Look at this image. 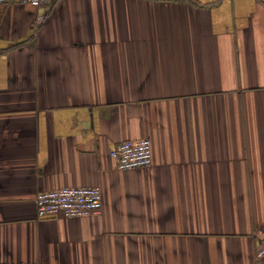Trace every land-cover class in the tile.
I'll return each instance as SVG.
<instances>
[{
  "label": "crops",
  "instance_id": "obj_1",
  "mask_svg": "<svg viewBox=\"0 0 264 264\" xmlns=\"http://www.w3.org/2000/svg\"><path fill=\"white\" fill-rule=\"evenodd\" d=\"M63 186L100 212L38 216ZM263 231L264 0L0 3V264H264Z\"/></svg>",
  "mask_w": 264,
  "mask_h": 264
},
{
  "label": "built area",
  "instance_id": "obj_2",
  "mask_svg": "<svg viewBox=\"0 0 264 264\" xmlns=\"http://www.w3.org/2000/svg\"><path fill=\"white\" fill-rule=\"evenodd\" d=\"M49 0H0L1 4L20 3L39 7ZM43 20V15H38ZM118 169L142 168L152 164V144L147 137L127 139L118 142L112 148ZM40 217H80L97 214L102 208V190L100 186H63L43 190L35 197ZM260 248L258 255H264V231L259 233Z\"/></svg>",
  "mask_w": 264,
  "mask_h": 264
}]
</instances>
